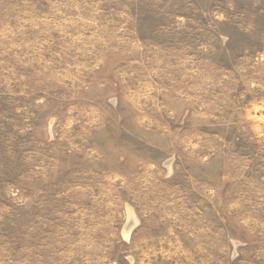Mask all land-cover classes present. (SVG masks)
Listing matches in <instances>:
<instances>
[{
    "label": "rangeland",
    "instance_id": "1",
    "mask_svg": "<svg viewBox=\"0 0 264 264\" xmlns=\"http://www.w3.org/2000/svg\"><path fill=\"white\" fill-rule=\"evenodd\" d=\"M0 264H264V0H0Z\"/></svg>",
    "mask_w": 264,
    "mask_h": 264
},
{
    "label": "bare ground",
    "instance_id": "2",
    "mask_svg": "<svg viewBox=\"0 0 264 264\" xmlns=\"http://www.w3.org/2000/svg\"><path fill=\"white\" fill-rule=\"evenodd\" d=\"M126 229L128 230V227L126 226Z\"/></svg>",
    "mask_w": 264,
    "mask_h": 264
}]
</instances>
